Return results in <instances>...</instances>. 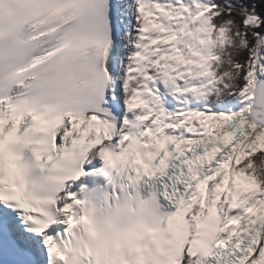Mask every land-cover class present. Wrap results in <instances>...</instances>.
<instances>
[{"label":"snow or ice","instance_id":"1","mask_svg":"<svg viewBox=\"0 0 264 264\" xmlns=\"http://www.w3.org/2000/svg\"><path fill=\"white\" fill-rule=\"evenodd\" d=\"M0 264H264V0H0Z\"/></svg>","mask_w":264,"mask_h":264}]
</instances>
